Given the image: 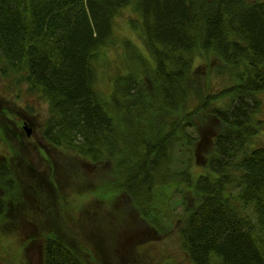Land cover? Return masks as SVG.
Wrapping results in <instances>:
<instances>
[{
  "label": "trees",
  "instance_id": "trees-1",
  "mask_svg": "<svg viewBox=\"0 0 264 264\" xmlns=\"http://www.w3.org/2000/svg\"><path fill=\"white\" fill-rule=\"evenodd\" d=\"M127 7L145 52L122 41L125 64L105 94L98 62ZM19 72L48 104L44 140L107 168L111 178L83 193L98 190L108 200L123 193L160 228L173 183L190 264H264V229L250 212L264 208V141L256 139L264 128V0H0V74ZM213 72L230 82L217 92ZM176 152L188 156L180 169L172 166ZM25 201L0 157L3 225ZM0 230V239L10 231ZM41 257V264H85L55 232L42 239ZM156 257L159 264L164 256Z\"/></svg>",
  "mask_w": 264,
  "mask_h": 264
},
{
  "label": "rangeland",
  "instance_id": "rangeland-1",
  "mask_svg": "<svg viewBox=\"0 0 264 264\" xmlns=\"http://www.w3.org/2000/svg\"><path fill=\"white\" fill-rule=\"evenodd\" d=\"M136 16L133 9L127 7L116 19L113 43L104 49L98 62V88L102 93L110 92L112 77L125 64L122 41L129 39L145 52L130 24ZM202 62L201 57L198 64ZM218 62L210 59L213 65ZM205 70L199 67V72ZM10 74L5 78L0 74V157L9 164L26 201L25 205L18 202L9 210L6 225L0 221V228L10 229L8 235L2 234L0 242L11 246L7 251L0 244V264H41V241L52 232L71 239L85 264H127L130 258L132 264H157L158 257H150L161 255L164 257L159 264H190L179 240L178 218L183 208L179 204L180 195L173 190L174 184L166 187L169 195L163 199L161 207H171L169 217L163 213L160 228H154L139 214L123 193L110 200L103 198L98 190L90 191L89 195L83 193L100 189L103 181L111 178L107 168L78 161L70 153L49 145L42 135L48 104L39 91L29 89L21 72ZM229 83L212 73V91L217 92ZM260 118L264 125V109ZM23 120L29 123V136ZM204 132L209 136V130ZM256 139L264 141V128ZM187 157L185 153L176 152L173 168H182ZM17 194L18 190L14 204ZM77 194L82 195L80 204L72 201ZM250 212L258 227L264 229V208Z\"/></svg>",
  "mask_w": 264,
  "mask_h": 264
},
{
  "label": "water",
  "instance_id": "water-1",
  "mask_svg": "<svg viewBox=\"0 0 264 264\" xmlns=\"http://www.w3.org/2000/svg\"><path fill=\"white\" fill-rule=\"evenodd\" d=\"M24 129L26 130L27 135L29 136V135L31 134V131H30V129L28 128L27 123L24 124Z\"/></svg>",
  "mask_w": 264,
  "mask_h": 264
},
{
  "label": "flooded vegetation",
  "instance_id": "flooded-vegetation-1",
  "mask_svg": "<svg viewBox=\"0 0 264 264\" xmlns=\"http://www.w3.org/2000/svg\"><path fill=\"white\" fill-rule=\"evenodd\" d=\"M25 123H27V125L29 124L27 121L23 120V127H24Z\"/></svg>",
  "mask_w": 264,
  "mask_h": 264
}]
</instances>
